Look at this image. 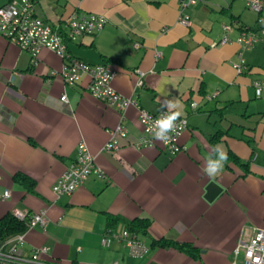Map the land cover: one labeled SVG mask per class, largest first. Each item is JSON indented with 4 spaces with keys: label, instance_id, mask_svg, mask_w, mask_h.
Here are the masks:
<instances>
[{
    "label": "crops",
    "instance_id": "0c3cea01",
    "mask_svg": "<svg viewBox=\"0 0 264 264\" xmlns=\"http://www.w3.org/2000/svg\"><path fill=\"white\" fill-rule=\"evenodd\" d=\"M10 1L0 0V7ZM178 10L176 0H34L35 14L62 31L75 15L106 19L101 31L67 42V55L111 66L113 89L136 99L123 113L93 98L85 75L64 84V60L54 52L42 49L32 64L27 52L0 36V219L14 210L44 212L47 219L44 229H29L24 220L23 254L47 247L49 256L71 264H241L239 245L264 230V93L256 97L252 87L264 81V40L248 51L236 43L242 30H254L256 16L241 0H209L185 11L192 21L187 28L178 23ZM239 53L242 74L231 65ZM164 98L187 121L176 155L157 140L135 146L139 109L167 110ZM117 126L127 139L107 152ZM80 142L105 179L92 175L72 195L55 197L52 185ZM217 144L247 166L228 159L221 174L206 176L201 169ZM15 174L33 182V191ZM110 216L118 220L111 224ZM134 219L150 221L146 236L135 234L147 248L142 257L118 240L101 247L108 231L120 236ZM160 239L191 244L200 259L152 245Z\"/></svg>",
    "mask_w": 264,
    "mask_h": 264
},
{
    "label": "built area",
    "instance_id": "2783aa9c",
    "mask_svg": "<svg viewBox=\"0 0 264 264\" xmlns=\"http://www.w3.org/2000/svg\"><path fill=\"white\" fill-rule=\"evenodd\" d=\"M209 0H176L178 3V23L184 27H190L192 21L185 12L188 8L198 4H206ZM245 7L256 14V27L254 30H242L236 43L241 51H248L259 42L264 40V1L262 0H241ZM106 24V19L100 15L88 14L84 16H73L65 22V30L52 26L40 19L34 11V0H11L8 4L0 7V36L8 42L15 44L20 50L25 51L31 57L32 64L35 63L39 52L48 49L64 60V66L59 73L63 83L69 86L75 85L82 75L88 77L86 86L87 92L96 100L104 103L110 108H115L119 113L125 112L129 107L136 106V99L126 98L117 93L112 87V81L116 72L111 66L103 63L90 65L81 60L67 55V42L74 41L84 35H94L101 31ZM225 33H230V26H223ZM227 37H224L220 44H226ZM138 47V45H136ZM159 57V55H156ZM238 74L246 69L245 62L239 53V61L231 63ZM139 80L137 86L142 85V74L137 71ZM252 87L256 97L264 93V81H253ZM260 95H257V89ZM67 103L65 96L61 98ZM194 107L195 104H192ZM167 111V110H161ZM150 113L139 109L138 121L141 127V134L135 146L144 148L153 146L154 121L161 115ZM185 118L177 120V129L169 133L171 137L165 142H160L164 150L172 155L183 151L180 145V137L187 128ZM127 139L126 130L117 126L110 132V139L105 145L107 152H116L121 141ZM100 180L105 179V174L96 166L94 158L88 151L84 142L78 143L75 159L68 168L58 177L52 185L51 191L55 197L70 196L80 188L91 176ZM9 193L4 194L7 198ZM12 215L19 221H28V228H45L47 219L44 212L30 214L27 211L14 210ZM108 231L101 239V247L109 248L114 240L123 242L134 257L140 258L147 248L141 243L135 234L124 230L120 236L109 234ZM25 243L24 234H18L0 245V264H71L48 255L47 247L33 249L29 255L23 254L22 246ZM240 248L244 250V259L241 264H264V230H256L248 243H241ZM112 264H118L114 262ZM232 264H238L233 262Z\"/></svg>",
    "mask_w": 264,
    "mask_h": 264
},
{
    "label": "trees",
    "instance_id": "16d2710c",
    "mask_svg": "<svg viewBox=\"0 0 264 264\" xmlns=\"http://www.w3.org/2000/svg\"><path fill=\"white\" fill-rule=\"evenodd\" d=\"M228 159H230L235 164H238L242 168H245L247 166L246 164L242 163L239 159H237L234 155L229 154ZM14 179L29 184L28 190L30 192L33 191L34 183L31 182L26 176L22 174H15ZM109 219L111 221V224L118 220L111 216L109 217ZM149 225L150 221L148 219H134L130 222H127L125 227L126 230L130 233L146 236ZM26 229L27 225L24 221L17 220L12 214L4 215L0 219V245L18 234H23ZM152 245H157L161 248H172L190 257L193 260L200 259L199 250L191 244L160 239L158 241H152Z\"/></svg>",
    "mask_w": 264,
    "mask_h": 264
},
{
    "label": "clouds",
    "instance_id": "9594fccd",
    "mask_svg": "<svg viewBox=\"0 0 264 264\" xmlns=\"http://www.w3.org/2000/svg\"><path fill=\"white\" fill-rule=\"evenodd\" d=\"M261 90L257 89V95ZM59 109V104L56 105ZM166 108L167 111H161V115L154 121L153 135L154 139L165 142L171 137L169 133L176 131L178 125L177 120L181 116V112L177 109V103L173 99L164 98L161 100V109ZM186 123V121L182 122ZM228 161L227 151L222 144H217L210 149V155L205 159L202 172L209 178H215L221 174Z\"/></svg>",
    "mask_w": 264,
    "mask_h": 264
},
{
    "label": "rangeland",
    "instance_id": "374dc122",
    "mask_svg": "<svg viewBox=\"0 0 264 264\" xmlns=\"http://www.w3.org/2000/svg\"><path fill=\"white\" fill-rule=\"evenodd\" d=\"M247 12H249L250 14H252V13H251L250 11H248V10H247ZM253 15H254V14H253ZM255 16H256V14H255ZM122 229H123V228H122L121 226H119V227L116 229V231H117V232H120Z\"/></svg>",
    "mask_w": 264,
    "mask_h": 264
}]
</instances>
